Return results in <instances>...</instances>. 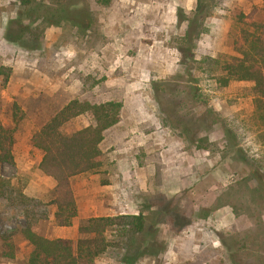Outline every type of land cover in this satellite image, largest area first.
<instances>
[{
    "label": "rangeland",
    "instance_id": "374dc122",
    "mask_svg": "<svg viewBox=\"0 0 264 264\" xmlns=\"http://www.w3.org/2000/svg\"><path fill=\"white\" fill-rule=\"evenodd\" d=\"M39 1L51 5L54 0ZM71 4L75 6L74 22L80 27L70 23L60 28L41 26L44 33L39 42L25 38V45H21L12 42L9 35L17 32L15 22L23 8L19 0H0V65L12 69L7 82L0 77V123L7 129L17 128L15 165H0V184L10 183L14 190L10 200L0 197V224L11 227L0 236L26 227L28 212L37 221L42 237L78 240V227L88 219L80 221L77 235H69L72 239L58 234L62 228L56 225L55 214L53 220L51 208L56 182L40 172L43 153L31 145L32 136L71 101L123 104L130 131H120L117 125L107 132L101 146L104 159L108 155L110 160H119L127 172L128 179L121 183L117 198V205L130 207L123 215H131L142 200L137 194L140 185L136 174L139 165L152 160L137 148L143 137L159 139L158 156L175 139L187 149H196L190 144L193 133L189 128L176 125L175 119L163 112L167 101L180 102L179 114L208 115L214 122L213 129L201 135L213 145L204 154L213 168L211 176L203 178L210 181L206 179L208 183L201 188L194 185L193 191L173 198V211L179 212L183 226L188 228L176 229L168 217L157 228V239L165 251L156 260L145 256L137 264H264V111L250 95L253 84L232 82L220 88L213 78L217 68L205 61L236 56L233 11L249 15L253 7H262L264 2L114 0L107 8L99 7L95 0H73ZM22 23L29 25L26 20ZM191 35H198L192 51V44L188 45L191 38H187ZM188 54L200 63L194 73L198 84L185 72ZM15 104L21 110L18 125L13 116ZM92 124L89 116H81L69 122L64 132L70 135ZM230 135L238 152L231 146ZM44 176L55 185L51 192L41 184ZM24 191L40 201H17V194ZM223 206L229 207L212 215ZM153 207L154 212L146 215L150 223L160 210ZM108 236L114 238L113 233ZM23 241L16 236V260L1 259L0 264H26L28 258L23 257L30 245H22ZM120 255L123 253L111 250L96 264H120Z\"/></svg>",
    "mask_w": 264,
    "mask_h": 264
},
{
    "label": "trees",
    "instance_id": "16d2710c",
    "mask_svg": "<svg viewBox=\"0 0 264 264\" xmlns=\"http://www.w3.org/2000/svg\"><path fill=\"white\" fill-rule=\"evenodd\" d=\"M72 1L54 0L51 5H46L39 0H19L23 12L19 21L15 22L19 26L17 32L13 35L11 31L9 35L12 36V42L25 45V38H28L30 42H39L44 33L41 26L60 28L65 23H70L76 28L80 27L74 22L73 16L76 12L72 11L75 8L71 4ZM113 1L95 0L97 5L103 8L110 7ZM210 1L207 0V2ZM201 7L200 3V10ZM232 17L236 31L232 36L236 56L229 58L219 56L217 60L206 59L205 61L217 68L214 70L216 74L213 78L220 88H227L232 82L253 84L249 91L250 95L257 108L263 112L264 6L253 7L249 15L236 9ZM25 20L29 22V25H23L22 22ZM197 37L198 35L187 37L191 38V43L188 44H192L190 51L194 48V43H196L194 41ZM185 60L184 67L187 76L191 82L198 84L194 73L196 72L195 65H200V63H196L191 54L185 55ZM11 76L12 69L0 65V77L7 82ZM180 106V102L170 104L167 101L166 107L163 105V112L165 115L172 116L176 125L189 128L193 133L190 138L192 146L197 150L211 151L213 145L201 135L209 133L213 129L214 122L208 115L198 117L181 115L178 112ZM122 110L123 104L117 101L96 104L89 100H73L55 113L32 136V147L43 153L39 164L40 172L56 182L51 205L56 207L55 223L58 227H72L74 220L78 217V206L72 181L78 176L97 173L103 167L105 159L101 146L107 132L121 123ZM20 111L19 106L15 104L13 116L16 125L22 120ZM81 116H89L93 124L70 135L66 134L65 126ZM261 119L264 123V114ZM16 131V127L7 129L0 123V165H15ZM229 138L234 151L238 152L235 139H232L231 135ZM247 165L251 166V163L248 162ZM157 176L160 177V167L157 170ZM0 187V197H9L10 200L14 193L10 183L3 182ZM17 195V201L24 199L22 192ZM173 200L158 197L157 201L152 203V206L160 208L154 213L156 218L152 223H150L152 220L150 221L143 213L137 216L120 215L85 220L78 227L79 238L76 242L42 237L38 231L37 221L27 212L26 227L0 236L1 258L4 261L16 260L13 240L19 236L32 247L26 264H96L97 259L106 256L111 250L123 253L120 255V264H137L140 258L145 256L156 260L161 251H165V247L157 239L159 225L165 224L166 219L171 217L170 222L175 224L176 229L183 226L179 212L173 211ZM109 233L114 234L113 239L109 238ZM240 249L243 250L244 247Z\"/></svg>",
    "mask_w": 264,
    "mask_h": 264
},
{
    "label": "crops",
    "instance_id": "0c3cea01",
    "mask_svg": "<svg viewBox=\"0 0 264 264\" xmlns=\"http://www.w3.org/2000/svg\"><path fill=\"white\" fill-rule=\"evenodd\" d=\"M118 126L120 127V131H130L124 119L123 111L122 121ZM148 143H150L148 148H151L149 151H147L148 148H145ZM159 145H161L159 139H153L152 137L149 139L146 136L145 138L143 137L137 145V148L146 152L145 154L148 157L152 156V162L149 161L147 164L138 166L136 176L140 186L137 194L141 196L140 198L142 200H138L136 210L133 208L134 211L131 215L137 216L143 213L144 216H146L154 212L152 203L156 201L155 199L158 198V195L166 198V200H172L181 193L193 191L194 185H196L197 188H201L203 183H208V181H210L208 177L211 176L210 172L213 167L209 165L210 161L206 158V155H204L207 151H196V149L194 150L191 147L187 149L181 140L175 139L169 144L170 148L168 147L158 156L157 153L159 149L157 147ZM106 157L103 167L97 173L82 175L73 180L72 186L78 206V217L74 220L73 227L58 230V234H63L64 239H72L69 235H77V227L82 219L113 217L117 214L123 215L130 209V207L117 205L121 183L125 184L128 179L126 175L127 172H124V166L119 160H110L108 155H106ZM159 167L160 177L158 178L157 170ZM205 176L208 177L204 179L203 177ZM206 179H208V181H204ZM50 180V178L45 176L40 179V181H43L41 184L47 185L49 188L48 190L51 192L55 185H53L54 183ZM152 185L153 188L151 189ZM23 194L27 202L33 200L40 201L39 197H30L26 191H24ZM219 198H221V195L218 196L217 201ZM228 207L229 206L219 207L212 215ZM51 208H53L52 217L54 220L55 208L52 206ZM231 216H235L233 211L231 212ZM226 217L228 218V215ZM183 227L178 230L188 228V226L185 228ZM21 243L22 245L29 246L27 242L23 241ZM1 244L0 241V260L2 259ZM31 252L32 247L29 246V252L27 251L23 258H28ZM17 258H19V254Z\"/></svg>",
    "mask_w": 264,
    "mask_h": 264
},
{
    "label": "built area",
    "instance_id": "2783aa9c",
    "mask_svg": "<svg viewBox=\"0 0 264 264\" xmlns=\"http://www.w3.org/2000/svg\"><path fill=\"white\" fill-rule=\"evenodd\" d=\"M11 230V227L7 224H0V235H3Z\"/></svg>",
    "mask_w": 264,
    "mask_h": 264
}]
</instances>
